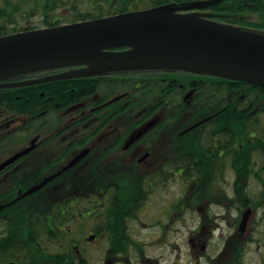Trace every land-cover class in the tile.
Segmentation results:
<instances>
[{
    "label": "flooded vegetation",
    "instance_id": "flooded-vegetation-1",
    "mask_svg": "<svg viewBox=\"0 0 264 264\" xmlns=\"http://www.w3.org/2000/svg\"><path fill=\"white\" fill-rule=\"evenodd\" d=\"M211 1L164 6L201 17ZM237 2L261 5L246 28L264 36V0ZM93 75L95 93L57 117L0 111V264L241 263L264 218V88L163 69ZM164 246L171 262L147 254Z\"/></svg>",
    "mask_w": 264,
    "mask_h": 264
},
{
    "label": "water",
    "instance_id": "water-1",
    "mask_svg": "<svg viewBox=\"0 0 264 264\" xmlns=\"http://www.w3.org/2000/svg\"><path fill=\"white\" fill-rule=\"evenodd\" d=\"M120 48L128 50L113 51ZM66 68L78 70L4 83L29 73ZM144 68L264 87V36L158 7L0 37V90Z\"/></svg>",
    "mask_w": 264,
    "mask_h": 264
},
{
    "label": "trees",
    "instance_id": "trees-1",
    "mask_svg": "<svg viewBox=\"0 0 264 264\" xmlns=\"http://www.w3.org/2000/svg\"><path fill=\"white\" fill-rule=\"evenodd\" d=\"M166 0H0V37L25 31H34L61 25L75 24L100 18L145 11L164 6ZM238 0H222L200 9L201 17L232 28L253 32L246 21L259 14L256 2L241 5ZM165 7V6H164ZM247 11L242 14L236 10ZM249 16L251 18H249ZM61 71L49 70L29 73L11 80H27L52 75ZM94 76L52 81L35 86L0 90V111L8 115L35 116L49 112L57 117L78 101L88 100L96 90ZM55 130V129H54ZM230 264H240L235 254Z\"/></svg>",
    "mask_w": 264,
    "mask_h": 264
},
{
    "label": "rangeland",
    "instance_id": "rangeland-1",
    "mask_svg": "<svg viewBox=\"0 0 264 264\" xmlns=\"http://www.w3.org/2000/svg\"><path fill=\"white\" fill-rule=\"evenodd\" d=\"M232 216H235V213L232 214ZM261 215L256 214L255 218H254V222H257L256 225V234L252 235V237L260 238V241L258 243H254V244H250L247 249L246 252L243 255V258L241 260L240 264H264V218L260 219ZM230 231V229H229ZM230 233V232H229ZM169 242L173 241V237L170 236L169 237ZM182 251H180L181 255L186 254V249L181 246ZM147 250V254L151 257H158V258H162L163 261H165L166 263L171 262L172 259V255H171V250L169 246H164L161 249L156 248L155 250L146 248Z\"/></svg>",
    "mask_w": 264,
    "mask_h": 264
}]
</instances>
